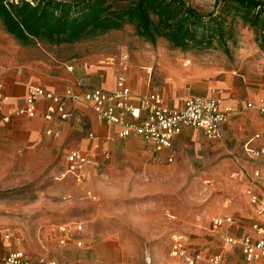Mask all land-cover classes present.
<instances>
[{
    "label": "rangeland",
    "instance_id": "374dc122",
    "mask_svg": "<svg viewBox=\"0 0 264 264\" xmlns=\"http://www.w3.org/2000/svg\"><path fill=\"white\" fill-rule=\"evenodd\" d=\"M186 2L201 13L216 9L220 14L223 6L217 0ZM226 23L227 28L232 27L226 45L204 50L183 51L164 39L152 44L138 37L129 24L120 31L73 45L22 46L33 57L49 53L88 66L127 56L132 76L143 79L151 89L168 93L177 102L212 88L242 101L264 96L262 33L232 14ZM229 123L220 139L191 131L176 144L174 164L155 161L143 145L117 155L113 165L105 159L104 167L102 163L93 165L89 183L83 186L64 176V160L67 149L79 145L88 132L84 124V131L76 136L65 134L53 138L45 148L4 156L0 158V230L10 235L15 248L31 253L45 251L42 246L50 243L53 230L60 225L78 222L93 236L104 239L118 231L129 264H147L148 256L151 264H181L170 256L173 236L188 238L191 247L198 246L206 253L227 255L222 241L226 233L214 229L211 220L216 216L234 217L244 227L243 233H248L257 217L248 201H243V190L252 188L264 199V183H255L252 177V171L264 169V161H252L244 151L250 137L264 133V117L251 114ZM237 166L246 174L248 182L244 186L231 178ZM127 186L138 188L139 208L133 210L135 204L129 206L132 202L128 200L115 203L102 199L112 190L121 194ZM118 210L124 213V220L99 218L105 212L118 214ZM133 221H148V228L135 227ZM144 230L150 233L146 235ZM256 264H264V259Z\"/></svg>",
    "mask_w": 264,
    "mask_h": 264
},
{
    "label": "crops",
    "instance_id": "0c3cea01",
    "mask_svg": "<svg viewBox=\"0 0 264 264\" xmlns=\"http://www.w3.org/2000/svg\"><path fill=\"white\" fill-rule=\"evenodd\" d=\"M68 67H73V70H68ZM118 70L119 58L114 60L109 59L100 64L88 66L79 62L77 59H57L49 53L41 55V57H33L30 52L24 51L21 43H19L13 36L6 33L0 22V158L2 159L4 156L7 157L15 154L19 155L28 153L32 148L36 147L45 148L47 144L51 143L53 138H59L65 134L68 136H76V133L84 131V124L87 127L88 132L84 134L79 145L67 149L64 160L65 168L67 165L66 155L71 150L81 149L91 153V160L96 164L102 163V166L104 167L105 165L103 163H105V158L102 154L104 151L110 153L111 158H109V160H111L110 164H112L117 155L134 151L136 150V147L141 145L145 147V151H147L148 154H150V157H153L155 161L160 160L162 163L174 164L177 159L176 144L186 137V135H189L191 131L199 132L204 136L201 131L196 129H186L179 137H177L172 150L156 153L152 143L137 136H130L125 139L116 138L115 141H110L109 138L116 136L120 131V127L101 120L85 105H80L76 108L71 106L68 107L71 116L67 122L60 124L48 123L44 120V112L47 106L46 103L39 104L37 114L33 118L19 117L13 114L18 108L24 105L30 86H41L56 94H62L67 87H71L74 90L81 92H85L92 88H100L112 92L116 88ZM127 74L128 82L132 89V100L136 106H140L141 96L151 92L161 93L164 97L165 104L170 108L182 107L187 98L186 97L177 102L168 93L151 89L149 84L143 79L140 77L137 79L135 76H132L130 65ZM209 90L210 89H208L205 94L190 96L203 97L208 95ZM224 96L227 103L232 104L234 107H238L243 103L242 99L238 97L227 96L226 94ZM4 97L7 99H3ZM261 97L264 96L262 95L250 99L255 101ZM245 99L249 100V98ZM251 114L263 117L257 112L252 111L233 119V121ZM6 116L10 117L8 122L4 121ZM229 124L230 123H227L223 126L220 138L224 136L225 129ZM48 129L53 131L52 135L46 134ZM91 135L93 137H91ZM170 155L173 156V162L168 161ZM110 164L107 165L108 169ZM93 168L94 166L92 165L89 167L90 172ZM106 171L107 169L105 170L104 175ZM236 173L238 174L237 177L234 176ZM245 175L244 171L237 166L232 172L231 178L237 183V185L244 186L246 181L248 182ZM67 177H69L77 186H83L86 183H89V178L91 176L82 183L77 182L71 175H67ZM95 180L99 181V179ZM92 182L94 183V180ZM104 184H106V182ZM245 188L242 194L243 201H247L244 192L246 191ZM112 191L113 193L105 194L106 196H103L102 199H105L107 202L112 201L115 203L117 201L128 200V202H132L129 206L135 204L131 207L133 210L135 207L139 208V206L136 205V203H139L140 201L136 199L140 196L137 187L133 188L127 186L122 190L121 194H117L114 190ZM163 192L165 191L163 190ZM147 210H150L149 207ZM120 211L121 210H118V214H113L114 212H105L103 215H100L99 218L106 219V221L107 218L109 219L110 217L123 219L124 213H120ZM148 217L149 215H145L144 218ZM133 222L135 227L139 226L141 229L142 227L148 228L145 226L146 224H149L148 221H144L143 223L142 221L141 223H139V221ZM75 224L80 223L76 222ZM58 227L59 226H57V228L55 227L53 230L54 237L51 239L50 243H47L46 246H42L45 251L41 249L38 253H31L24 248H15L10 238V240L0 242V254L22 250L33 259L38 256H44L49 260L56 261L58 264H129L128 259L125 257L127 250L118 236V231L113 233V237L104 239L101 236H93L91 231L88 232L87 229L83 227L84 229L82 233H72L69 235L67 244L61 246L59 245V241L63 235L59 232ZM243 229L244 227L242 226L239 229L235 227H225L223 232L226 234L242 236L245 234L243 233ZM143 232L146 235L150 233L149 230H144ZM76 240H81L83 242L82 247L78 248L76 246ZM194 249L202 251L204 254H210L206 253L198 246L194 247ZM227 252L225 258L229 264H244L243 256L239 249H236L232 253L228 250Z\"/></svg>",
    "mask_w": 264,
    "mask_h": 264
},
{
    "label": "built area",
    "instance_id": "2783aa9c",
    "mask_svg": "<svg viewBox=\"0 0 264 264\" xmlns=\"http://www.w3.org/2000/svg\"><path fill=\"white\" fill-rule=\"evenodd\" d=\"M72 71L73 67H68ZM129 64L127 56L119 58V70L116 77V88L112 92L100 88H92L85 92L76 91L67 87L62 94H56L41 86H30L24 105L13 114L19 117L33 118L36 116L38 106L46 103L44 120L48 123L60 124L67 122L71 116L68 107L76 108L80 105L89 107L101 120L120 127L116 136L110 137V141L116 138L125 139L137 136L153 144L154 151L161 153L172 150L174 142L186 129H196L208 139L221 137L223 126L233 119L247 112L255 111L264 117V97L255 101L245 100L238 107L228 104L221 89L212 88L208 95L203 97H187L180 108H170L165 104L164 97L159 92L144 94L140 98V106H136L132 100V89L128 82ZM3 99H7L4 97ZM9 116L4 118L8 122ZM47 135L53 131L48 129ZM91 137H93L91 135ZM245 156L250 160L264 161V133H256L250 137L244 145ZM103 157L110 158V153L104 151ZM91 153L76 149L66 155L65 175L73 176L77 182L82 183L90 177L89 167L96 163L91 160ZM173 162V156L168 157ZM235 177L238 174H234ZM255 183H264V169H256L252 172ZM249 206L254 209L257 219L254 220L248 233L242 236L226 234L222 237L223 246L230 253L239 249L244 264H256L264 259V199L261 194L252 188L245 191ZM211 225L216 230L225 227L240 228L237 219L230 216H216L211 220ZM81 224H64L58 227L63 235L59 245L67 244L69 235L82 233ZM10 240L6 231L0 230V242ZM76 246L82 247L83 242L76 240ZM171 258L181 264H229L222 253L204 254L188 244V238L174 236L170 248ZM147 264H151V258H146ZM0 264H58L44 256L29 257L24 251L16 250L6 254H0Z\"/></svg>",
    "mask_w": 264,
    "mask_h": 264
},
{
    "label": "trees",
    "instance_id": "16d2710c",
    "mask_svg": "<svg viewBox=\"0 0 264 264\" xmlns=\"http://www.w3.org/2000/svg\"><path fill=\"white\" fill-rule=\"evenodd\" d=\"M220 1L223 6L216 14V9L201 13L186 0H0V22L22 45H73L129 24L147 42L164 39L188 51L225 46L232 14L264 39V0Z\"/></svg>",
    "mask_w": 264,
    "mask_h": 264
}]
</instances>
